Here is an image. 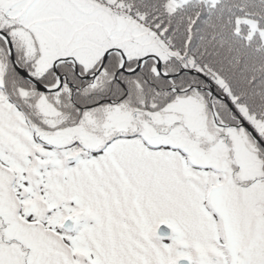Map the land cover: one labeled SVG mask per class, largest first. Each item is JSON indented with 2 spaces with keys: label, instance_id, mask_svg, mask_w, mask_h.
<instances>
[{
  "label": "snow or ice",
  "instance_id": "snow-or-ice-1",
  "mask_svg": "<svg viewBox=\"0 0 264 264\" xmlns=\"http://www.w3.org/2000/svg\"><path fill=\"white\" fill-rule=\"evenodd\" d=\"M0 264H264V0H0Z\"/></svg>",
  "mask_w": 264,
  "mask_h": 264
}]
</instances>
